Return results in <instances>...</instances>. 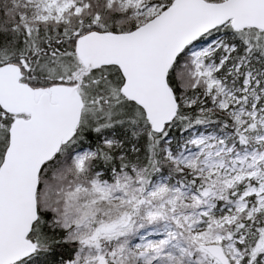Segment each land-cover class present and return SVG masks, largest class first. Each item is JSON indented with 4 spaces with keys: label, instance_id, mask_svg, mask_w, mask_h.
<instances>
[{
    "label": "snow or ice",
    "instance_id": "6c2138e0",
    "mask_svg": "<svg viewBox=\"0 0 264 264\" xmlns=\"http://www.w3.org/2000/svg\"><path fill=\"white\" fill-rule=\"evenodd\" d=\"M0 264H264V0H0Z\"/></svg>",
    "mask_w": 264,
    "mask_h": 264
}]
</instances>
